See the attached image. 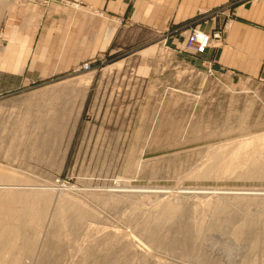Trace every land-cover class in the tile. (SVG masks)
I'll use <instances>...</instances> for the list:
<instances>
[{"label":"rangeland","instance_id":"1","mask_svg":"<svg viewBox=\"0 0 264 264\" xmlns=\"http://www.w3.org/2000/svg\"><path fill=\"white\" fill-rule=\"evenodd\" d=\"M138 64L94 112L1 99L0 264H264V87Z\"/></svg>","mask_w":264,"mask_h":264},{"label":"crops","instance_id":"2","mask_svg":"<svg viewBox=\"0 0 264 264\" xmlns=\"http://www.w3.org/2000/svg\"><path fill=\"white\" fill-rule=\"evenodd\" d=\"M46 1L0 0V101L48 85L51 96L79 101L78 112H94L111 106L104 94L114 99L128 89L116 82L130 78L122 71L132 61L146 79L162 54L264 87V0ZM228 17L204 55L184 51L193 29L212 34ZM84 63L92 70L76 72Z\"/></svg>","mask_w":264,"mask_h":264},{"label":"built area","instance_id":"3","mask_svg":"<svg viewBox=\"0 0 264 264\" xmlns=\"http://www.w3.org/2000/svg\"><path fill=\"white\" fill-rule=\"evenodd\" d=\"M55 1V0H47ZM231 18L228 17L224 26L230 22ZM222 38V30L215 31L212 34L205 33L199 29H193L185 42L184 51L193 56H201L206 53V50L212 45L213 40H220ZM91 69L90 63H84L79 70L88 71ZM208 71L213 74L212 68L208 65Z\"/></svg>","mask_w":264,"mask_h":264},{"label":"bare ground","instance_id":"4","mask_svg":"<svg viewBox=\"0 0 264 264\" xmlns=\"http://www.w3.org/2000/svg\"><path fill=\"white\" fill-rule=\"evenodd\" d=\"M1 228V227H0ZM3 228V227H2ZM4 231V230H3ZM5 235V234H4ZM10 239V238H9ZM3 240V235L0 233V242ZM10 242V241H9ZM11 247V246H10ZM7 248V247H6ZM9 250V249H8ZM12 250V249H11ZM16 250V249H15ZM13 251V250H12Z\"/></svg>","mask_w":264,"mask_h":264}]
</instances>
